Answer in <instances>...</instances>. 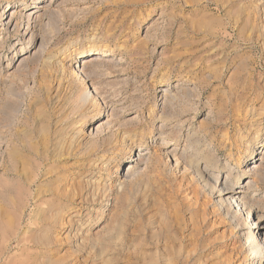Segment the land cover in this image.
<instances>
[{
    "label": "rangeland",
    "instance_id": "1",
    "mask_svg": "<svg viewBox=\"0 0 264 264\" xmlns=\"http://www.w3.org/2000/svg\"><path fill=\"white\" fill-rule=\"evenodd\" d=\"M20 1L0 0L22 18L0 25V264H257L264 0ZM238 176L257 184L227 213L212 186Z\"/></svg>",
    "mask_w": 264,
    "mask_h": 264
},
{
    "label": "bare ground",
    "instance_id": "2",
    "mask_svg": "<svg viewBox=\"0 0 264 264\" xmlns=\"http://www.w3.org/2000/svg\"><path fill=\"white\" fill-rule=\"evenodd\" d=\"M22 4H24V0H21L20 1ZM40 7V6H39ZM5 16H7V14L5 15V13H3L1 15V19L4 18ZM26 30L28 32H32L31 33V36L32 38L35 36V31H34V27H32L31 23H34V20H35V17H31L30 15L29 16H26ZM21 20L22 18L20 17V15H18L16 12H12L10 15H9V20L8 22L6 23H2L0 25L2 26H5L6 29H8V26L12 23V22H15L14 24V27L15 28H21L22 27V22L19 23V21L17 20ZM94 51V52H92ZM88 53H94V54H97V55H102L103 57H106L109 55V52L107 51H98V50H93L92 49V46L89 47L87 49V52L86 54ZM85 54V56L87 57V55ZM25 58H23L22 60H24ZM85 64L86 62L83 61V63L80 65V66H84L85 67ZM84 67L82 69H84ZM77 76H80L81 77V74H80V71L77 72ZM163 91V90H162ZM166 91V90H165ZM163 91V92H165ZM165 122V120H164ZM166 126L165 125H161L160 126V129L161 131L163 129H165ZM193 137V136H192ZM259 153H262V158H264V149L261 150V152ZM149 153L148 152H145V150L143 151H139L137 153V156L136 158L133 160V162L131 164H128L126 167H127V170L125 173H123L124 175H128V174H134V172L137 170L138 168V165L140 163H142L145 159H141L140 157H145V156H148ZM262 158L260 159V161H263ZM210 159L208 158H205V164H207V166L210 164ZM258 166H252V170L253 169H256ZM251 171V170H250ZM137 172V171H136ZM201 172H199V170H197V174L200 175ZM229 177V175H227ZM231 177V176H230ZM229 177V178H230ZM241 177L242 176H238L236 178V181H235V186H230L232 184H227V183H223L220 188H216L212 186V190H211V194L212 195H215V197L218 199V203L219 205H221V207L223 206H226V211L227 213H229L230 208L235 206L236 205V209L239 208L240 212H243L246 208V203L243 202L244 200L241 198V200H239V195H244L243 192H241L240 190H235L234 188H237V189H241L243 187H246V189H250L252 185H256V181H254L252 179V181H249L247 180L244 185L243 184V180H241ZM243 179V178H242ZM248 208V207H247ZM246 211V210H245ZM239 212V211H238ZM250 214H253L254 215V218L256 219L255 221L251 222L250 223V226H246L247 224H242L240 225L241 227V232H242V236L245 238L246 240V243L249 244V246H254L256 247V239H257V236H260V244H261V247L262 248V252L260 255H258V263L257 264H261L263 259H264V215H259L258 214V210L257 208H250L249 211H248V214L247 215H250ZM234 217V216H233ZM242 217V216H241ZM239 219V218H238ZM237 219V220H238ZM234 220V219H233ZM257 221V224L255 225V222ZM245 223V222H244ZM239 224V223H238ZM253 226H256V228L254 229ZM261 230H262V233H261ZM260 233V234H259ZM258 240V239H257ZM257 254V253H256Z\"/></svg>",
    "mask_w": 264,
    "mask_h": 264
}]
</instances>
